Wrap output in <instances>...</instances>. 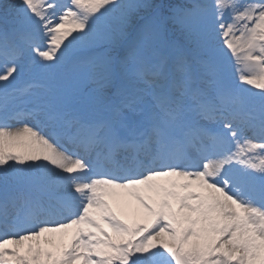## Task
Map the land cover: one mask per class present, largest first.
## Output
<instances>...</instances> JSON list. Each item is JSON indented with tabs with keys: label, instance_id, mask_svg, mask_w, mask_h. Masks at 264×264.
I'll list each match as a JSON object with an SVG mask.
<instances>
[{
	"label": "snow or ice",
	"instance_id": "1",
	"mask_svg": "<svg viewBox=\"0 0 264 264\" xmlns=\"http://www.w3.org/2000/svg\"><path fill=\"white\" fill-rule=\"evenodd\" d=\"M81 262L264 264V0L0 4V264Z\"/></svg>",
	"mask_w": 264,
	"mask_h": 264
},
{
	"label": "rangeland",
	"instance_id": "2",
	"mask_svg": "<svg viewBox=\"0 0 264 264\" xmlns=\"http://www.w3.org/2000/svg\"><path fill=\"white\" fill-rule=\"evenodd\" d=\"M9 2H11V1H9V0H0V3H9Z\"/></svg>",
	"mask_w": 264,
	"mask_h": 264
},
{
	"label": "bare ground",
	"instance_id": "3",
	"mask_svg": "<svg viewBox=\"0 0 264 264\" xmlns=\"http://www.w3.org/2000/svg\"><path fill=\"white\" fill-rule=\"evenodd\" d=\"M81 264H82V262H81Z\"/></svg>",
	"mask_w": 264,
	"mask_h": 264
}]
</instances>
